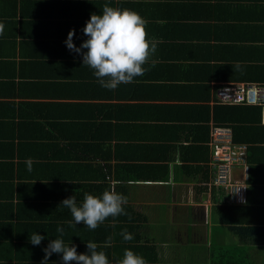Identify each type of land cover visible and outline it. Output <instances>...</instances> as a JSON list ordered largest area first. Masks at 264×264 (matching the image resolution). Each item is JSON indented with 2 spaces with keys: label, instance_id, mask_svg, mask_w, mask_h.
<instances>
[{
  "label": "crops",
  "instance_id": "crops-1",
  "mask_svg": "<svg viewBox=\"0 0 264 264\" xmlns=\"http://www.w3.org/2000/svg\"><path fill=\"white\" fill-rule=\"evenodd\" d=\"M105 3L136 11L159 41L145 74L115 90L64 43L75 30L79 48ZM0 23V264H41L57 238L78 254L96 243L109 264L125 250L147 264H210L215 245L238 242L218 218L209 135L217 88L249 83L264 98V0H0ZM245 144L257 149L247 199H264V145ZM242 168L234 178L244 179ZM110 189L127 197L128 215L95 230L72 226L61 201L73 195L80 205L85 193ZM260 213L262 221L240 224L238 243L264 237ZM33 233L45 237L39 246ZM262 252L253 246L254 263ZM48 264H63L61 254Z\"/></svg>",
  "mask_w": 264,
  "mask_h": 264
},
{
  "label": "clouds",
  "instance_id": "clouds-1",
  "mask_svg": "<svg viewBox=\"0 0 264 264\" xmlns=\"http://www.w3.org/2000/svg\"><path fill=\"white\" fill-rule=\"evenodd\" d=\"M146 25L147 21L136 11L114 8L105 3L102 14H91L86 21L82 32L87 39L79 48L73 43L75 30H69L64 43L70 52L82 56V65L93 70L102 88L115 90L120 84L134 82L136 77L143 76L147 71L144 65L149 63L159 41L148 38ZM4 28L5 25L0 23V35H3ZM32 163L30 158L26 161L28 171L32 170ZM127 202L126 196L110 189L99 197L85 193L80 205L73 195L61 201L60 205L70 210L74 221L72 226L82 222L89 230H95L108 217L128 215L124 211ZM57 232L63 236L62 228H57ZM121 235L125 241L133 239L132 234L126 230ZM44 239V236L36 233L28 238L34 246H39ZM111 239L108 238L109 243ZM98 247L94 242H86L87 253L78 254L75 245L70 246L63 239L57 238L43 249L41 264H48L53 253L61 254L63 264H109L105 252L98 251ZM117 264H147V261L133 251L125 250Z\"/></svg>",
  "mask_w": 264,
  "mask_h": 264
},
{
  "label": "trees",
  "instance_id": "trees-1",
  "mask_svg": "<svg viewBox=\"0 0 264 264\" xmlns=\"http://www.w3.org/2000/svg\"><path fill=\"white\" fill-rule=\"evenodd\" d=\"M262 106L261 105H218L215 107V126L229 128L232 133V141L234 143H248L255 142L264 145V126L261 123ZM257 132L259 134H257ZM249 150L252 151L250 157H248V169L253 170L252 166L255 161L256 147L249 146ZM258 150H264L263 147H258ZM253 155V156H252ZM252 156V157H251ZM260 169V167H259ZM221 207L220 214H218L219 221L222 224H228V229L234 236L238 235V228L240 224H244L246 221H262L258 219V215H262V207H264V199L260 200H249L246 195V204L243 206L234 205H224L223 204V194L221 195ZM248 206V207H247ZM228 213V218H225L224 212ZM247 213V214H246ZM254 216V218H252ZM245 217V218H243ZM254 225L248 227L247 232L254 231ZM246 230V229H245ZM248 233V234H249ZM253 236V235H252ZM249 240L242 241L240 243L228 242V245L224 247H217L215 251L214 247L212 249V256L210 264H255L254 258L251 256L250 251L253 250V246L256 244H264V237L257 240L251 239L249 235L247 236ZM252 244V245H246Z\"/></svg>",
  "mask_w": 264,
  "mask_h": 264
},
{
  "label": "built area",
  "instance_id": "built-area-1",
  "mask_svg": "<svg viewBox=\"0 0 264 264\" xmlns=\"http://www.w3.org/2000/svg\"><path fill=\"white\" fill-rule=\"evenodd\" d=\"M263 99L261 89L249 83L224 85L215 91V103L218 105H261L263 107ZM209 137L212 152L211 165L214 169L212 185L223 192L224 205H245L246 161L251 155L248 145L234 143L231 130L225 127H212ZM235 165L243 166V180L233 179L231 171Z\"/></svg>",
  "mask_w": 264,
  "mask_h": 264
},
{
  "label": "rangeland",
  "instance_id": "rangeland-1",
  "mask_svg": "<svg viewBox=\"0 0 264 264\" xmlns=\"http://www.w3.org/2000/svg\"><path fill=\"white\" fill-rule=\"evenodd\" d=\"M233 172H234V171L232 170V171H231V174L233 175V179H236L237 177L234 178V177H235V174H234ZM229 242H233V241H229ZM216 249H217V247H216V245H215L213 251H215ZM258 260L261 261L260 264H264V252H262V254H261V256L258 258ZM255 264H259V263H255Z\"/></svg>",
  "mask_w": 264,
  "mask_h": 264
},
{
  "label": "water",
  "instance_id": "water-1",
  "mask_svg": "<svg viewBox=\"0 0 264 264\" xmlns=\"http://www.w3.org/2000/svg\"><path fill=\"white\" fill-rule=\"evenodd\" d=\"M262 114H263V121H264V108H263V110H262Z\"/></svg>",
  "mask_w": 264,
  "mask_h": 264
}]
</instances>
